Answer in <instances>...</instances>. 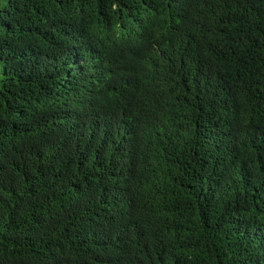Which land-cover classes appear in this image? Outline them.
Masks as SVG:
<instances>
[{
    "label": "trees",
    "instance_id": "obj_1",
    "mask_svg": "<svg viewBox=\"0 0 264 264\" xmlns=\"http://www.w3.org/2000/svg\"><path fill=\"white\" fill-rule=\"evenodd\" d=\"M0 264H264V0H0Z\"/></svg>",
    "mask_w": 264,
    "mask_h": 264
},
{
    "label": "rangeland",
    "instance_id": "obj_2",
    "mask_svg": "<svg viewBox=\"0 0 264 264\" xmlns=\"http://www.w3.org/2000/svg\"><path fill=\"white\" fill-rule=\"evenodd\" d=\"M1 73H2V70H1V65H0V79H1V76H2Z\"/></svg>",
    "mask_w": 264,
    "mask_h": 264
}]
</instances>
